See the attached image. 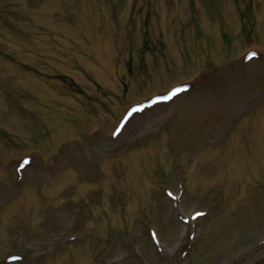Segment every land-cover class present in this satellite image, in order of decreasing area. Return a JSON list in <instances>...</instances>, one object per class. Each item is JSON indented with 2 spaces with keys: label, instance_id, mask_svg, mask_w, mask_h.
<instances>
[{
  "label": "rangeland",
  "instance_id": "rangeland-1",
  "mask_svg": "<svg viewBox=\"0 0 264 264\" xmlns=\"http://www.w3.org/2000/svg\"><path fill=\"white\" fill-rule=\"evenodd\" d=\"M0 264H264V0H0Z\"/></svg>",
  "mask_w": 264,
  "mask_h": 264
},
{
  "label": "bare ground",
  "instance_id": "bare-ground-1",
  "mask_svg": "<svg viewBox=\"0 0 264 264\" xmlns=\"http://www.w3.org/2000/svg\"><path fill=\"white\" fill-rule=\"evenodd\" d=\"M254 247L253 245L249 246V248Z\"/></svg>",
  "mask_w": 264,
  "mask_h": 264
},
{
  "label": "snow or ice",
  "instance_id": "snow-or-ice-1",
  "mask_svg": "<svg viewBox=\"0 0 264 264\" xmlns=\"http://www.w3.org/2000/svg\"><path fill=\"white\" fill-rule=\"evenodd\" d=\"M173 94H175V93H173Z\"/></svg>",
  "mask_w": 264,
  "mask_h": 264
}]
</instances>
